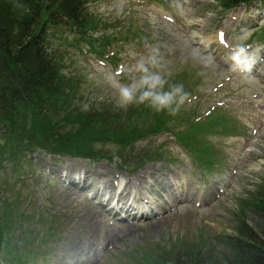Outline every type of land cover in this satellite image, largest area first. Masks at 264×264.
I'll list each match as a JSON object with an SVG mask.
<instances>
[{"label":"rangeland","instance_id":"obj_1","mask_svg":"<svg viewBox=\"0 0 264 264\" xmlns=\"http://www.w3.org/2000/svg\"><path fill=\"white\" fill-rule=\"evenodd\" d=\"M87 1L94 18L87 35L76 38L65 28L52 40L63 85L56 112L41 116L26 107L20 118L35 140L87 129L92 133L87 140L98 142L96 148L106 146L107 154L95 158L39 149L32 159L26 149L1 139L0 254L7 264H161L176 253H204L212 264L234 261L229 236L237 234L243 218L254 227L261 221L254 203L255 192L264 186V66L247 76L233 71L223 65L228 54L214 56L209 40L218 31L233 32L236 25L254 21L247 20L249 15L235 19L243 6L232 11L222 0H126L119 13L118 0ZM28 14L26 0H0V19L16 38ZM172 15L176 22L167 19ZM252 31L247 26L242 34L252 39ZM157 47L161 71L170 84L184 86L188 101L176 115L146 104L117 109L105 73L123 76L133 55ZM251 126L257 132L246 137ZM155 130L160 133L139 140ZM83 135L74 137L82 142ZM188 146L198 156L212 157L215 173L228 185L221 184L219 196L212 191L201 208L184 203L169 210L181 194L165 193L167 186L158 180L169 171L170 183H184L183 194L193 188L189 171L195 172L198 163ZM161 152L166 156L156 155ZM235 153L240 169L231 181ZM84 173L78 184L74 177ZM149 175L155 183L151 192L166 214L116 230L114 223L121 222L91 200L95 184L107 181L113 195L119 189L137 192L136 186L153 184Z\"/></svg>","mask_w":264,"mask_h":264},{"label":"trees","instance_id":"obj_2","mask_svg":"<svg viewBox=\"0 0 264 264\" xmlns=\"http://www.w3.org/2000/svg\"><path fill=\"white\" fill-rule=\"evenodd\" d=\"M222 1L226 2L225 6L234 7L252 0ZM87 2L26 0L29 14L23 20L18 39L0 19V142L4 139V143L17 145L16 148L26 149L27 153L41 148L59 155L61 152L91 157L105 154L102 147H95L100 145L98 142L87 140L92 134L87 129L59 134L57 140L47 134L35 140L22 128L20 118V112L26 107L33 108L41 116L56 112L63 85L52 40L55 32L63 33L65 28L72 30L74 35H87L94 19L86 7ZM81 133L84 134L82 142L74 137ZM255 193L254 209L261 215V221L258 227L244 218L238 224L237 234L227 239L235 259L226 264H264V186ZM164 261L168 263L161 264H212L204 253L199 256L176 253Z\"/></svg>","mask_w":264,"mask_h":264},{"label":"clouds","instance_id":"obj_3","mask_svg":"<svg viewBox=\"0 0 264 264\" xmlns=\"http://www.w3.org/2000/svg\"><path fill=\"white\" fill-rule=\"evenodd\" d=\"M126 0H118L117 12L124 10ZM247 36L237 37V43L230 47L227 61L233 71H245L248 63V49L243 41ZM133 62L126 65L123 76L116 71L105 73V83L113 89L117 109H127L133 104H146L157 113L176 115L188 101L189 93L182 84H170L161 71L163 56L160 49L152 48L147 53L132 56Z\"/></svg>","mask_w":264,"mask_h":264},{"label":"bare ground","instance_id":"obj_4","mask_svg":"<svg viewBox=\"0 0 264 264\" xmlns=\"http://www.w3.org/2000/svg\"><path fill=\"white\" fill-rule=\"evenodd\" d=\"M199 41H201V40H199ZM83 168V167H82ZM84 176H87L86 175V173H84V174H82V175H79L78 177H76L79 181H81L82 180V178L84 177ZM162 181H163V179H162ZM163 184L164 185H167V179L163 182ZM92 186V185H91ZM105 187V188H104ZM92 188H93V186H92ZM107 188V181H100V182H98V183H96L95 184V193H94V198L95 199H105V197H107L108 199H110L111 197H112V192L110 191V190H108V189H106ZM92 191V190H91ZM120 193L121 192H119V194L118 195H120ZM67 197L69 198V195L67 194ZM67 198V199H68ZM93 199V198H92ZM94 200V199H93ZM91 209H93L92 207H91ZM94 210V209H93ZM87 211V210H86ZM97 213H99V212H97ZM100 215L102 216V213H100Z\"/></svg>","mask_w":264,"mask_h":264},{"label":"snow or ice","instance_id":"obj_5","mask_svg":"<svg viewBox=\"0 0 264 264\" xmlns=\"http://www.w3.org/2000/svg\"><path fill=\"white\" fill-rule=\"evenodd\" d=\"M220 39L223 40V34H220Z\"/></svg>","mask_w":264,"mask_h":264}]
</instances>
